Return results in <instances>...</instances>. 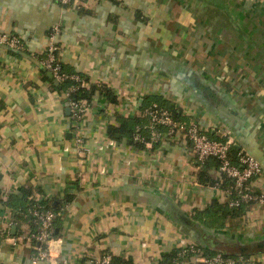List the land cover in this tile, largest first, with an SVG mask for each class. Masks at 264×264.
<instances>
[{"label":"crops","instance_id":"0c3cea01","mask_svg":"<svg viewBox=\"0 0 264 264\" xmlns=\"http://www.w3.org/2000/svg\"><path fill=\"white\" fill-rule=\"evenodd\" d=\"M56 25L63 71L108 89L91 91L78 120L40 64ZM2 34L21 48L0 43V264H30L33 226L15 211L30 198L57 213L49 243L57 264L103 253L162 264L191 243L238 255L264 240V202L238 217L212 212L229 200L217 186L223 175L207 159L217 184L198 182L203 164L188 141L149 146L107 133L149 102L174 103L210 138L231 136L261 164L249 184L264 194V0H0ZM242 264H264V251Z\"/></svg>","mask_w":264,"mask_h":264},{"label":"built area","instance_id":"2783aa9c","mask_svg":"<svg viewBox=\"0 0 264 264\" xmlns=\"http://www.w3.org/2000/svg\"><path fill=\"white\" fill-rule=\"evenodd\" d=\"M72 1L57 0L63 5L70 4ZM59 31V25L54 26L50 31L48 42L42 51L43 57L40 60V64L52 74L56 82L62 83L70 80L78 83L77 86H71L65 92V95L68 96L71 90L74 91L85 87V83L79 75L63 71L61 62L58 59V46L56 44V36ZM0 43L13 49L21 48L20 41L15 36L2 34L0 35ZM67 103L75 120L82 117L89 105V102L84 99L73 100L68 98ZM139 116L148 119L149 122L146 126H143V130H146L145 135L139 131V127L137 128L133 136L134 141L150 146L166 138L173 141L186 140L190 143L197 162L203 164L207 159H216L218 161V170L231 180L236 197L228 200L230 206L242 203L264 202V194L254 191L249 184L252 179L261 175L262 166L250 154L240 148H237L235 161H232L230 152L232 148L236 147V144L231 136L223 134L219 138H210L207 131L193 118L189 121L175 120L166 108L160 107L155 103L147 108L140 109ZM75 142L79 146L82 143L81 136L76 135ZM217 186L220 187V183ZM227 194L229 195L228 192ZM28 214L33 226V231L25 236L32 250L30 264L51 261L49 243L54 237L53 223L57 213L37 203L28 209ZM189 253L192 258L191 264H242L245 261L244 258L225 257L221 253L207 255L202 249L191 243L181 248L180 255L183 257L172 264H188L189 261L185 256ZM51 263L57 264L52 261ZM80 264H113V262L111 254L103 253L97 258L85 260Z\"/></svg>","mask_w":264,"mask_h":264},{"label":"trees","instance_id":"16d2710c","mask_svg":"<svg viewBox=\"0 0 264 264\" xmlns=\"http://www.w3.org/2000/svg\"><path fill=\"white\" fill-rule=\"evenodd\" d=\"M54 79V78H53ZM60 84V91L61 92H66L71 86L75 87L78 85V83L76 81H70V80H66ZM100 88L101 90H103V94H108V89L106 88V86L104 84H95V86H90L89 88L83 87L81 89H76V90H71L69 92V95L66 96V100L68 98H71L73 100H80V99H84L89 101L90 100V93L93 89L95 88ZM152 103L157 104L160 107L166 108L171 115L173 116V118L175 120H182V121H189L191 118L183 115L182 111L179 109V107H177L174 103H170V102H166L164 100L162 101H152L149 102L145 105L142 106V108H147L149 106H151ZM72 113V112H71ZM73 115V114H72ZM73 117V116H72ZM120 125L119 126H114V125H110L107 127V133L110 137L114 138V139H120L122 137L126 138L127 141H129L130 143H134V144H142L139 142H136L133 140V136L136 133L137 128H140V132H142L144 135L146 134V130H143V126L147 125L149 120L145 119L141 116L138 117H120ZM236 152L237 149L236 147L232 148L231 150V160L235 161V157H236ZM211 160H213L216 164H218V161L214 158H210ZM205 164H203L200 168L199 171L197 173V181L209 186H215L217 184V182L211 181L208 179V175L205 171L206 167L204 166ZM205 167V168H204ZM220 188H222L223 190H226L229 195V199L231 198H235L236 194L235 191L233 190V184L231 182L230 179H228L227 177H225L223 175V179L220 183ZM27 195V193L25 194ZM41 204L44 208L47 209H51L55 212V209H53V207H51L50 204L46 203V202H36L33 199H28L27 202L24 203L23 206H18L16 207L15 211L19 212L21 215H25V217H28L30 219V216L28 214V209L33 207V205L35 204ZM252 204V203H246V204H238L236 206H230L228 203L224 204L223 206L220 205H215L213 204V206H217V208L215 210H213V213H216V215H218V217H221L222 219H225L227 217H238L240 216L242 213L245 212V210L247 209V207ZM54 235V233H53ZM195 246L197 248L200 249H204L203 251L207 254V255H212L213 252L210 249L207 248H203L202 246H199L197 244H195ZM264 251V241H259V242H255L252 245H248L246 246V248H244V250L242 252H240L238 255L236 254H226V253H221L223 256L225 257H231V258H244L247 259L248 256L250 255V253L252 252H262ZM181 252V248L180 249H176L174 250L170 255L164 256V258L162 259L163 262L162 264H172L174 263L176 260L182 258L183 256L180 255ZM187 258V260L190 262L192 260L191 258V254H187L185 256ZM85 261V260H84ZM112 262L113 264H132V262L130 260L127 261H122L119 260L115 257L112 258Z\"/></svg>","mask_w":264,"mask_h":264},{"label":"water","instance_id":"95a60500","mask_svg":"<svg viewBox=\"0 0 264 264\" xmlns=\"http://www.w3.org/2000/svg\"><path fill=\"white\" fill-rule=\"evenodd\" d=\"M172 74H175L174 72H172ZM194 82H196V76L194 77ZM174 217L176 220H178L180 223H182L185 226H189L190 228L194 229V223L185 215L179 213L178 211H174ZM264 241V240H263ZM200 244V243H199ZM207 247H212V248H216L218 247L217 244L215 243H209V242H205L204 243Z\"/></svg>","mask_w":264,"mask_h":264}]
</instances>
